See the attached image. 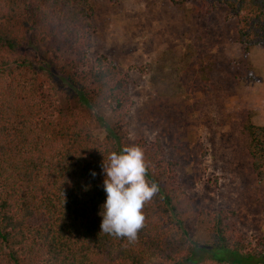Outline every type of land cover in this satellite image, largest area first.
I'll return each mask as SVG.
<instances>
[{"label":"trees","instance_id":"obj_1","mask_svg":"<svg viewBox=\"0 0 264 264\" xmlns=\"http://www.w3.org/2000/svg\"><path fill=\"white\" fill-rule=\"evenodd\" d=\"M171 1L205 14L225 7L244 53L264 49V0ZM94 12L92 0H0V264H264V236L240 232L234 211L201 212L208 242L190 237L196 214L177 162L159 137H129L130 77L89 55ZM104 109L113 119L100 139L86 113ZM246 128L264 180V125ZM131 145L157 187L135 241L101 233L104 156Z\"/></svg>","mask_w":264,"mask_h":264},{"label":"rangeland","instance_id":"obj_2","mask_svg":"<svg viewBox=\"0 0 264 264\" xmlns=\"http://www.w3.org/2000/svg\"><path fill=\"white\" fill-rule=\"evenodd\" d=\"M92 1L89 55H106L130 77L129 137L136 144L159 137L177 162L196 214L190 237L207 243L210 223L199 214L219 209L234 211L250 239L264 236V180L253 171L246 128L264 125L263 47L246 55L237 20L221 5L205 14L171 0ZM89 113L104 138L111 110Z\"/></svg>","mask_w":264,"mask_h":264},{"label":"clouds","instance_id":"obj_3","mask_svg":"<svg viewBox=\"0 0 264 264\" xmlns=\"http://www.w3.org/2000/svg\"><path fill=\"white\" fill-rule=\"evenodd\" d=\"M107 193L102 205L101 233L135 241L144 225V205L157 192L147 179L144 150L138 145L125 146L121 152L112 151L101 165ZM92 176L96 173L93 171Z\"/></svg>","mask_w":264,"mask_h":264},{"label":"crops","instance_id":"obj_4","mask_svg":"<svg viewBox=\"0 0 264 264\" xmlns=\"http://www.w3.org/2000/svg\"><path fill=\"white\" fill-rule=\"evenodd\" d=\"M252 51H254L253 49H252ZM253 53V52H252Z\"/></svg>","mask_w":264,"mask_h":264}]
</instances>
